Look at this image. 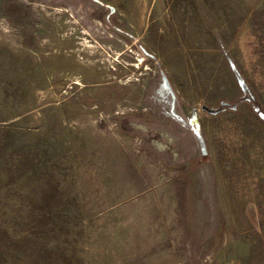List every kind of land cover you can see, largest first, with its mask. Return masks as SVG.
I'll use <instances>...</instances> for the list:
<instances>
[{
	"label": "rangeland",
	"instance_id": "rangeland-1",
	"mask_svg": "<svg viewBox=\"0 0 264 264\" xmlns=\"http://www.w3.org/2000/svg\"><path fill=\"white\" fill-rule=\"evenodd\" d=\"M0 264H264V0H0Z\"/></svg>",
	"mask_w": 264,
	"mask_h": 264
}]
</instances>
